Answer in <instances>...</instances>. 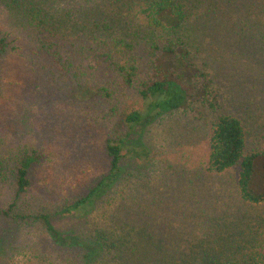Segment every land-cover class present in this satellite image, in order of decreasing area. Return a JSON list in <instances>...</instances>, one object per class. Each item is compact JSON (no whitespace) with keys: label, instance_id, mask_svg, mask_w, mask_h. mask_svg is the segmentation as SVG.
<instances>
[{"label":"trees","instance_id":"trees-1","mask_svg":"<svg viewBox=\"0 0 264 264\" xmlns=\"http://www.w3.org/2000/svg\"><path fill=\"white\" fill-rule=\"evenodd\" d=\"M1 2L34 36L36 50L60 62L77 88L93 81L99 98L92 108L102 110L109 128L107 172L54 212H30L22 200L37 152L16 159L15 193L0 215L18 229L29 228L30 254L43 252L44 234L51 251L43 254L44 264H231L209 255L202 241L194 245L182 233L158 227L159 215H176L168 208L188 206L205 214L200 208L213 193L198 170L183 168L176 179L159 172L146 132L167 116L210 112L206 171L238 166L240 201L264 202V112L255 113L264 106V0ZM5 50L1 40L0 57ZM128 93L140 103L126 111ZM167 125L170 135L174 126ZM250 136L258 148L248 152ZM125 161L132 163L126 167ZM212 208L214 215L218 205ZM55 217L66 227H57ZM223 220L209 225L211 237L226 225Z\"/></svg>","mask_w":264,"mask_h":264},{"label":"rangeland","instance_id":"rangeland-1","mask_svg":"<svg viewBox=\"0 0 264 264\" xmlns=\"http://www.w3.org/2000/svg\"><path fill=\"white\" fill-rule=\"evenodd\" d=\"M33 39L0 0V41L6 47L0 57V209L13 200L12 168L16 159L36 151L39 159L31 170V185L22 200L30 212H54L61 202L84 195L107 172L109 128L101 120L102 110L92 108L99 98L93 81L77 88L70 80L71 73L52 55L38 52ZM131 95L128 93L122 110L139 106V98ZM228 102H223L227 109L231 107ZM258 112L263 114L264 106L255 113ZM211 118L210 112L177 113L148 127L151 155L162 166L159 172L176 179L183 168L193 173L198 170L213 193L207 195V204L204 202L200 208L205 214L188 206L168 208L166 212L176 215L168 219L159 215L158 227L182 233L194 245L202 241L210 248L209 255L216 254L222 263L260 264L259 252H264V202L257 205L240 201L236 189L238 166L222 173L206 171ZM253 120L247 124L254 128ZM167 124L174 126L170 135ZM257 144L256 138L250 136L246 150L257 149ZM5 163L9 166L5 167ZM130 163L125 161L124 166ZM162 189L161 186L154 192ZM212 204L218 205L214 215ZM212 216L217 220H211ZM61 220L55 217L53 222L63 229L66 226ZM221 220L226 225L211 237L209 225L220 224ZM11 222L0 215V264H44L43 254H51L48 239L41 234L43 252L30 254L26 235L29 228L18 229ZM30 230L33 234L36 224ZM200 258L195 259H199L197 263Z\"/></svg>","mask_w":264,"mask_h":264}]
</instances>
